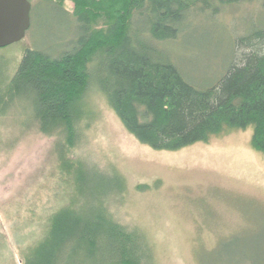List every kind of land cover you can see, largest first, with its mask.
Returning <instances> with one entry per match:
<instances>
[{
    "label": "rangeland",
    "instance_id": "rangeland-1",
    "mask_svg": "<svg viewBox=\"0 0 264 264\" xmlns=\"http://www.w3.org/2000/svg\"><path fill=\"white\" fill-rule=\"evenodd\" d=\"M32 6L31 30L0 49L8 74L27 48L65 45L58 19L76 25L75 0H64L62 8L45 0ZM95 11L96 29L111 22L103 8ZM255 22L264 23L261 0L224 6L218 14L194 10L179 38L159 46L189 81L209 84L236 59L238 41ZM91 85L79 142L62 154L56 148L62 136L40 131L29 103L21 108L17 102L0 115V264H23L53 214L82 203L79 172L85 167L120 178L103 206L145 237L151 255L144 264H264V153L251 144L253 127L159 151L135 138Z\"/></svg>",
    "mask_w": 264,
    "mask_h": 264
},
{
    "label": "trees",
    "instance_id": "trees-1",
    "mask_svg": "<svg viewBox=\"0 0 264 264\" xmlns=\"http://www.w3.org/2000/svg\"><path fill=\"white\" fill-rule=\"evenodd\" d=\"M45 1L62 8L64 0ZM243 1L75 0L76 25L57 20L66 31L60 33L63 47L27 48L13 75L0 57V115L17 102L21 108L29 103L40 131L62 136L56 145L62 154L79 142L84 95L94 83L124 127L153 149L180 150L227 128L253 127L251 144L264 153V23H252L237 43L236 59L209 84L189 81L159 46L179 38L191 11L218 14ZM100 8L111 22L96 29ZM86 168L79 172L82 203L53 214L23 264H144L150 258L145 237L113 220L103 206L110 191L119 190L120 178Z\"/></svg>",
    "mask_w": 264,
    "mask_h": 264
},
{
    "label": "water",
    "instance_id": "water-1",
    "mask_svg": "<svg viewBox=\"0 0 264 264\" xmlns=\"http://www.w3.org/2000/svg\"><path fill=\"white\" fill-rule=\"evenodd\" d=\"M30 0H0V49L21 41L32 25Z\"/></svg>",
    "mask_w": 264,
    "mask_h": 264
}]
</instances>
